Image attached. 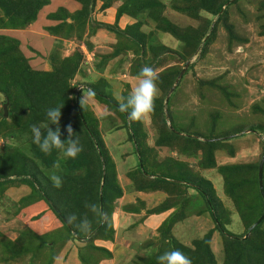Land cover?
<instances>
[{
  "label": "trees",
  "instance_id": "1",
  "mask_svg": "<svg viewBox=\"0 0 264 264\" xmlns=\"http://www.w3.org/2000/svg\"><path fill=\"white\" fill-rule=\"evenodd\" d=\"M72 1L80 7L70 12L62 6L49 13L47 18L51 24L46 26V30L53 36L68 39L75 37L77 40H82L87 28L89 32L98 28L113 32L116 42L112 45V51L108 54H98L100 59L95 67L100 71L109 61L121 56L120 54L131 53L133 59H130L129 70L137 77L145 65L156 70L166 61L168 55L176 53L166 44L150 45L152 33L155 31H144L143 21L136 20L124 28H119L116 21L124 14L133 18L145 11V20L153 21L156 31L168 33L183 42L191 54L200 48V57L204 56L211 44L220 21L227 31L229 43L247 42L246 37L238 35L233 26L226 22L228 7L239 0H170L172 8L187 17L198 19L201 11L211 14L212 17L216 16L211 30V21L206 25L202 24L203 28L200 30L192 26H177L161 14L163 3L159 0H103L101 9L110 7L114 2H120L112 24L92 19V5L95 0ZM47 3L49 0H0V29L27 27L37 19L39 10ZM259 6L263 19L264 0H260ZM67 18L70 22L66 21ZM261 28L263 34L264 20ZM58 46L60 47V43L56 41V48ZM147 54H150L152 61H145ZM84 57V52L79 49L64 57L56 52L49 56V70L33 69L22 53L18 39L0 33V93L4 96L2 105L7 102L8 110L7 116H4L3 109L1 110L0 135L23 137L20 145H6L0 151V203L4 205L5 211L13 206L15 214L18 215L21 211L27 214L23 218L26 229L20 231L14 241L0 234V251L8 254L7 260L18 261L29 256V264H52L64 244L74 240L82 242V246L78 247L77 256L80 264H98L112 256L107 248L97 246L94 242L98 239H113L115 230L112 213L116 200L122 195V189L117 180L115 163L99 129L98 119L86 105L80 106L82 90L91 88L95 92L94 98L106 104L120 117L128 138L133 143L135 154L137 155L136 151L139 153L136 170L129 173L134 189L143 192L162 191L167 195L159 205L148 209L146 213H158L173 208L157 228L158 242L153 251L145 257H138L136 264H158L157 257L171 250L181 251L190 258L192 264H217L210 247L211 230L200 238L193 239L192 247L179 242L171 232L174 224L185 218L187 187H192L201 194L214 222V229L220 234L224 254L221 264H264V218L243 238L248 227L257 220L263 210V198L258 185L259 160L254 163H218L215 151L225 148L226 153L233 156L231 146L225 144L223 139L202 140L187 133L180 134L181 130L172 121L169 107L171 127L167 125L163 100L180 68L173 70L169 67L158 72L157 86L162 95L155 101L153 120L157 129L153 145L150 146L142 122L130 121L128 113L119 110V102L104 89L107 85L104 79H97L95 83L89 82L85 84V88L77 90L80 82L73 83V80L75 76L82 74L85 67ZM118 62L122 63L123 60L118 59ZM262 102L263 107L257 104L252 107L253 111L264 115V97ZM169 103L170 97L167 105ZM61 106V139L68 138L65 126L71 124L74 138H79L83 146V151L75 159L64 156V159H61L63 154L58 150L46 155L32 141L31 126L47 122V109ZM112 112L107 116L114 122L111 118L114 115ZM49 127L55 130L56 125L50 124ZM240 131L241 128H235L233 133ZM249 131L258 136L264 134V125L251 126ZM262 143L264 151V138ZM158 147L172 148L187 158L200 152V167L213 168L222 175L224 192L233 201L245 231L235 234L226 228V214L223 213L224 209L209 180L191 172L189 165L184 161L167 159L159 163L156 156ZM161 166L163 170L160 169L159 172L150 170ZM53 174L61 177L62 187L54 186L51 180ZM262 181L264 190V165ZM22 184L29 188V192L17 201L7 200L5 205L2 197L6 189ZM182 194L184 196H180ZM100 197L101 208L107 213V218L103 223H96L85 204L90 202L100 206ZM137 203L126 206L125 209L139 212L142 202ZM72 214L77 216V222L85 215L92 220V234L88 238L83 236L75 224L67 223L66 218ZM160 236H165L166 239L160 242ZM153 243L154 241H147L146 245Z\"/></svg>",
  "mask_w": 264,
  "mask_h": 264
},
{
  "label": "rangeland",
  "instance_id": "2",
  "mask_svg": "<svg viewBox=\"0 0 264 264\" xmlns=\"http://www.w3.org/2000/svg\"><path fill=\"white\" fill-rule=\"evenodd\" d=\"M159 1L163 3L161 14L165 15V17H167L172 23L179 27L192 26L200 30L202 24L206 25L208 21H211L209 29L211 30V26L216 20V16L212 17L211 14L204 11L199 13L198 19L190 18L185 14L175 11L172 8L170 0ZM259 2L260 0H239L237 3L231 4L227 9V24L232 25L234 31L238 35L241 37H246V43L240 41H231L229 43L227 31L225 30L223 22L220 21L217 24L216 33L212 39V42L208 46L203 57H200V48L191 54V52H188L189 49L186 48L187 46L183 42H180L178 39L174 38L168 33L156 31L153 27V21L145 20V11L133 18L130 17V20L133 19V22L136 20L143 21V29L146 32L155 31L152 33V39L150 42L152 44L150 45L156 46L162 43L169 46L172 51H176V53L172 52V54L167 56L166 61L161 64L162 66L160 65L156 69L157 72L169 67H172L173 70H177L179 68L181 70L184 63L186 61H190V64L183 73V76L179 79V84L177 83L176 87L171 93L170 103L167 105V112L169 107L172 121L177 126V128L181 130L179 133H183L182 135L187 133L189 135L199 137L202 140L214 138L223 139L225 144L231 146L234 151L233 156L228 155V153L225 151V148L215 151V153L217 152L216 157L218 163L221 164L227 162L254 163L257 160H260L263 153L262 139L264 134L261 133L258 136V134L256 135V133L249 131V127L251 126H255L257 124L264 125V115L253 111L252 107L254 104L263 107L262 99L264 97V33H261V25L264 18L262 19L261 17L262 9L261 6H259ZM102 3L103 0L94 1L91 13L92 19L94 21H100L104 23H114L116 8L120 2H114L113 5L106 9L100 8ZM62 6L70 12L80 7L78 3H75L72 0H49V3L44 5L39 10L37 19L31 23L32 25L30 27L28 25V28L25 27L27 29L23 31V33L25 32L26 34L21 32L10 33V36L12 37L16 35L14 38L18 39L19 47L33 69L41 70L42 67L46 68V64L49 65L51 62L49 59L50 54L56 52L59 54L60 47H62L63 54L72 53L74 50L78 49L81 50L78 46L79 40L77 41L75 37L68 39L58 36L56 39H54L49 37L50 34L48 35L46 26L50 25L51 21L47 18V16L49 13H52L58 7ZM123 16L125 18H121L120 22H118L120 17L116 21L119 28H123V25H125L128 21L129 16ZM66 21L70 22L69 18H67ZM54 22L57 23L58 21ZM88 30V28L85 29V33H87ZM100 30H103V33L112 38V40H110L107 36H103L102 34H98L95 37L94 41L96 44L101 45L99 48H97V50L102 51L103 45H110L114 42V40L111 31L106 29ZM88 38L89 37L85 38V36H83L82 40L85 39L86 43L89 45L90 41H88ZM49 39H53V42L49 41ZM56 41H60L62 45L56 48ZM147 44L149 45V42ZM132 48L134 47L132 46ZM91 49L92 51L94 50L93 46ZM120 55L121 56L109 61L110 66L108 65L106 69L100 71L96 70L94 65V63L99 61L100 56H96L94 61V59L91 58L92 55L89 53V56L91 57L88 58L85 56L83 59L85 62V67L82 69V74L75 76L73 83L80 82V85L85 86V84L89 82L95 83L98 78H102L107 83L104 88L105 91L111 95L115 101L119 102L118 96L123 95L124 97H127L137 83V79H134L136 76L132 75L129 70L130 59H133V54L130 53V55H127L123 53ZM118 59L119 61L123 60V62L119 63ZM183 59H185L184 62L182 61ZM145 61H152L150 54H147ZM124 68H128V71H124ZM120 72H125L126 75L123 77L121 75L122 73ZM102 74L106 77V79L102 77ZM210 82H212V84H210ZM77 88L80 87L77 86ZM161 95L162 91L160 90L158 98L161 97ZM3 99L4 96L0 93V114L2 110ZM85 105L98 119V126L102 137L103 129L104 132H107V130L110 128L115 130L113 132L114 134L112 133L114 137H118L119 132H123V130L126 135L127 130L123 127L122 120L118 115L113 113L106 104L99 102L95 98H91L86 102ZM101 105L103 108L100 109L99 107H101ZM110 111L114 114L111 116V118L115 120L114 122H111L108 119L109 117L107 115L111 113ZM166 120L170 123L169 114ZM141 125L147 133V142L150 145L153 144V139L157 129L156 122L153 120V116L150 120L142 122ZM235 128H241V131L233 133ZM110 136V138L103 137V140L106 147L109 148L108 151L115 163L117 180L123 194V191H126L128 188V186H126L127 183H131L132 187H134L129 173L136 170L137 166H134L133 164L136 163V160L138 162V158H136L135 154L132 152L131 157L126 159L127 154L125 155L123 152L121 155V161L126 159L125 165L117 164V159L115 158L113 149L117 146L119 147L120 144L119 142L116 144H111L110 141L111 139H114V137H112V135ZM22 138L23 137L18 138L17 136L9 137L7 135H0V151H2L6 145H20ZM127 140H129V138ZM131 143L132 142L129 140L128 145L130 144L132 146ZM160 151L163 152L160 153ZM158 152L160 154L157 153L156 156L159 163L167 159L184 161V163L189 165L188 169L191 172L201 175L205 179L209 178L207 180L211 182L214 192L218 197L222 208L224 209L223 213L226 214L227 218H225L226 220L224 221L226 228L235 234H241L245 231V226L239 214L237 213L233 201L224 192V180L222 175L213 168L202 169L200 167L198 162L200 158V152H196V155L194 154L192 157L188 158L185 155L179 154L172 148L168 149L167 151L158 149ZM61 159H64L63 155ZM122 167L127 169L132 167L134 168L128 171L126 170L127 173L122 176V173L125 171V169H122ZM161 167L150 170L159 172L160 169L163 170V167ZM212 171H216L217 174ZM213 173L218 177L217 179L214 178ZM185 191V218L177 221L176 223H180H178V226H176V231L174 232L171 230V232L179 240V242L192 247L191 241L193 239L200 238L207 231L211 230L212 234L210 238V247L217 264H221L224 255L222 241L219 232L214 229V222L206 209V204L204 203L201 194L196 191V189L187 187ZM12 192L13 191L10 190L9 193ZM26 193H28V190ZM12 196H15V194ZM180 196H184V194ZM2 198L4 201V194ZM4 204L7 205V202L4 201ZM3 208L4 205H2L1 202L0 224H3V227L0 225V234L10 239V237H8L5 232L13 231L11 230L12 227L16 228V224L12 223L11 219L17 214H15L16 212L14 211L15 209L13 206L7 209V211H5ZM18 215H20V212H18ZM24 217L25 216L23 215L22 219ZM24 229L19 230V232ZM1 235L0 239H2ZM134 235L140 236L133 237L131 245L130 241H127L124 244L125 237L123 234L120 235L119 238L122 239L121 242L124 248H122V251L116 255V263L113 261L111 264H120L123 260L128 261L129 259L130 261H128V264L131 262L136 264L138 257H145L149 252L153 251L154 246L158 242L157 238L159 233L155 239L148 240L150 242L154 241L153 244H147L144 246H142V230H139V232L137 231V234ZM14 239L16 238H12L10 240L14 241ZM79 243L82 244V242ZM127 244H129V247H126ZM108 246L109 249H111L110 244ZM7 257L8 254L0 251V264H29L30 262L28 260L29 256H26L24 259H20L18 261L7 260ZM111 258L113 257L111 256ZM55 259L53 260L52 264H54Z\"/></svg>",
  "mask_w": 264,
  "mask_h": 264
},
{
  "label": "crops",
  "instance_id": "3",
  "mask_svg": "<svg viewBox=\"0 0 264 264\" xmlns=\"http://www.w3.org/2000/svg\"><path fill=\"white\" fill-rule=\"evenodd\" d=\"M121 18H125V17L123 15H121L119 20H118V22H120ZM108 22H110V21H108ZM132 22H133V19L130 20V17H129L128 21H127V23L125 25H127L129 23H132ZM110 24H112V23L110 22ZM31 25L32 24H30L29 27ZM125 25H123V26L125 27ZM27 28H25V29H0V33L10 36V33H16V32L17 33L18 32L23 33V31H25ZM100 29H102V28H98V29H96L93 32L91 31L90 33H89V30H88V32L83 35V36H85V38L89 37L88 38V41H90L89 45H88V43H86L85 39L84 40H79V41L76 39L78 41V46L84 52V55L87 56L88 58H90L91 57V56H89V53H90V55H92L91 58L94 59V61H95V57L98 54L100 55V54H108V53H110L112 51V45L116 42L115 35H114L113 32H111L112 35H113L114 42L111 43L110 45H107V44H106V46L103 45V50L102 51L97 50V48H99L101 45L96 44V42L94 41L95 37L98 34H102L103 36H107L105 33L102 32L103 30H100ZM142 29H143V26H142ZM23 34H26V33L24 32ZM15 36L16 35H14V37ZM49 37L50 38L52 37V38L56 39L58 36L49 35ZM107 37L110 40H112V38H110L109 36H107ZM49 41L53 42V39L52 40L49 39ZM58 42L60 43V46H61L62 45L61 42L60 41H58ZM89 46H90V48H88ZM92 46H93V49H94L93 51L91 49ZM59 54H61V56L64 57V56H67V55H69L71 53L63 54L62 53V47H60L59 48ZM98 62L94 63V65H96ZM46 65H47L46 68H43V67L42 68L40 67V68L42 70H49L50 69V67H49L50 64L49 65L46 64ZM108 65L110 66V62H108L107 65L104 66V69H106V67ZM126 70L128 71V68H124V71H126ZM96 73H101V72H96ZM120 73H122L121 75L123 77L126 75L125 72L124 73L120 72ZM102 77H104L106 79V77L103 74H102ZM116 79H118V78H116ZM134 79H136V77H134ZM79 86H80V88H82V87L85 88V86H82V85H79ZM82 96H83V91L81 92V98H82ZM99 108L101 109V108H103V106L101 105V107H99ZM114 131L115 130L110 128L109 130H107V132H104V129H103V137L104 138H110L111 137L110 135H112V137H114V135H113ZM127 136H128L127 133L125 135L124 130H123V132H119V136L118 137H114V139H111V141H110L111 144H116L117 142H119V144H120L119 147L117 146L116 148L113 149V152L115 154V158L117 159L116 162H117V164H120V165L121 164L125 165V160L127 158L131 157L132 152L135 154L133 143H131L132 146L130 144L128 145V141L129 140H127L128 139ZM152 145L153 144H151L150 146H152ZM107 146H108V144H107ZM156 149H157V153L160 154L163 151H160V153H159L158 149H162V150L167 151L169 148L168 147H161V148L158 147ZM123 152L125 153V155L127 154V157H126V159L124 161H121V155H122ZM216 154H217V152L215 153V156H216ZM135 156H136V158H138L136 154H135ZM133 165L137 166V160H136V163H134ZM133 168L134 167H132L130 169H127V168L122 167V169H125V171L122 173V176H124L127 173L128 170H131ZM212 172L217 174L216 171H212ZM118 175H119V173H118ZM214 178L217 179L218 177L214 174ZM207 179H209V178H207ZM126 186H128V188L126 189V191H123L122 196L116 200L115 207H114V210H113V213H112V222H113V227H114V230H115L113 239L112 240H100V239H98V240H95V242H94L95 245L103 246L105 248H108V250H110L112 252V257L113 258L103 259V260H101L99 262V264H111L113 261L116 263V260H115L116 255L122 251V248H124V246H123V244L121 242L122 239L119 238L121 234H123V236L125 237L124 238V244L127 241H130V245H131V243L133 241V237H139L140 236V235H138V236L134 235V234H137V231L139 232V230H142V246L146 245V242L148 240L155 239L157 237V235H158L157 228L159 227L161 222L166 218V216L173 209V208H170V209H168L166 211H163V212L147 214L146 211L148 209L159 205L166 198L167 195L164 192H162V191H151V192L136 191L134 189V187H132L131 183H127ZM10 190H12L13 192L9 193ZM27 190L29 192V188L26 185H23V184L20 185V186H16V187H9L4 192V201L5 202H7V200L10 201V202L17 201L20 197H22L25 194H27L26 193ZM14 194H15V196H12ZM16 194H17V196H16ZM137 201L142 202V209L140 208L141 210L139 212H131V211H127L125 209L126 206L139 204V203H137ZM23 215L24 216L27 215L25 213V211L24 212L21 211L20 215H16L15 217H13L11 219V222L16 224V228L12 227L11 230H13V231L5 232V234L8 237H10V239L16 238L18 233H19V230L26 228L25 226H27V225L24 223V221L22 219ZM178 223H180V222H178ZM178 223L174 224V226L172 227V231H174V232L176 231V226H178ZM0 225L3 227V224H0ZM22 227H24V228H22ZM109 244L111 246V249H109V246H108ZM81 245L82 244L79 243V241H77V240L67 241L64 244V246L61 248V250L59 251V253H58V255H57V257H56V259L54 261V264H80V262L78 261L77 253H78V247H80ZM126 247H129V244H127ZM128 261H130V259ZM128 261H124L123 260L120 264H128L129 263ZM132 264H134V263H132Z\"/></svg>",
  "mask_w": 264,
  "mask_h": 264
},
{
  "label": "clouds",
  "instance_id": "4",
  "mask_svg": "<svg viewBox=\"0 0 264 264\" xmlns=\"http://www.w3.org/2000/svg\"><path fill=\"white\" fill-rule=\"evenodd\" d=\"M136 79L137 83L127 97L118 96V107L121 112L128 113L130 121L144 122L150 120L155 112V101L160 93L157 86L159 74L152 67L145 65L141 68ZM82 91L81 107L89 99L95 97V92L91 88L83 89ZM61 108L62 106L47 109V122L31 126L32 141L46 155L51 154L53 150H58L62 152L64 157L75 159L83 151V146L80 144L79 138H74L71 124L65 126L68 138L65 140L61 139L59 123L62 116ZM50 124L56 125L55 130L49 127ZM51 180L56 188L62 187L63 181L60 176L53 174ZM85 207L92 213L96 223L105 222L107 213L97 203L86 202ZM66 219L67 223L75 224L85 238L92 234L93 222L87 215L79 219V222H77L78 218L75 214L69 215ZM157 261L158 264H192L190 258L179 250L167 251L159 255Z\"/></svg>",
  "mask_w": 264,
  "mask_h": 264
},
{
  "label": "water",
  "instance_id": "5",
  "mask_svg": "<svg viewBox=\"0 0 264 264\" xmlns=\"http://www.w3.org/2000/svg\"><path fill=\"white\" fill-rule=\"evenodd\" d=\"M190 64V61H186L182 67V69L179 71L174 83L172 84V86L170 87V89L168 90V92L166 93L165 95V99H164V102H163V109H164V115L165 117L167 118L168 117V112H167V103H168V99L171 95V93L173 92L174 88L176 87L179 79L182 77L183 73L185 72L186 68L188 67V65ZM77 94V93H76ZM2 109H3V115L6 116L8 111H7V102H5L3 105H2ZM79 114L81 116V119L82 121L84 122L83 118H82V115L79 111ZM167 124L169 127H171V124L167 121ZM180 134H183V133H180ZM264 138V137H263ZM208 140H215V139H208ZM137 153V157L139 158V153L138 151H136ZM263 165H264V151L261 155V158L259 160V163H258V185H259V190H260V193L262 195V198H263V210H262V213L261 215L257 218V220L251 224L249 227H248V231L246 233V235L243 237L245 238L249 232L256 226L258 225L261 220L264 218V190H263V181H262V171H263ZM104 180V175L102 177V181ZM100 207H102V203H101V197H100ZM166 237L165 236H161V240L160 241H163Z\"/></svg>",
  "mask_w": 264,
  "mask_h": 264
}]
</instances>
